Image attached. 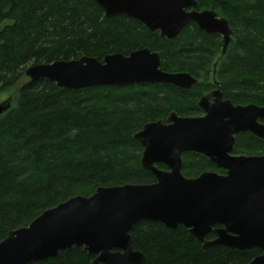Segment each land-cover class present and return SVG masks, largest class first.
<instances>
[{"label":"trees","instance_id":"trees-1","mask_svg":"<svg viewBox=\"0 0 264 264\" xmlns=\"http://www.w3.org/2000/svg\"><path fill=\"white\" fill-rule=\"evenodd\" d=\"M197 1L198 8L227 17L235 30L233 50L217 69L223 91L234 102L264 105V0ZM217 36L190 23L169 39L125 14L107 16L95 0H0V92L16 84L31 59L103 60L143 47L160 53L162 69L201 79L189 90L159 83L66 89L46 78L23 83L11 108L0 114V241L72 196H89L100 186L154 182L134 134L171 111L199 112L201 94L212 87L205 83L220 45ZM254 143L264 140L243 134L236 151L248 153ZM211 169L221 168L202 154L183 155L186 176ZM130 233L145 264H245L264 253L259 247L204 248L183 225L169 228L145 219ZM94 257L74 246L27 264H90Z\"/></svg>","mask_w":264,"mask_h":264},{"label":"water","instance_id":"water-1","mask_svg":"<svg viewBox=\"0 0 264 264\" xmlns=\"http://www.w3.org/2000/svg\"><path fill=\"white\" fill-rule=\"evenodd\" d=\"M107 16L125 14L144 23L152 32L175 39L189 23L209 33H220L222 51L215 60L213 77L228 49L235 44L229 20L211 8L198 10L197 0H95ZM161 55L149 47L129 54L113 52L103 60L90 55L32 64L26 75L49 79L59 87L82 89L95 85L159 83L191 89L201 79L189 71H167ZM221 97L224 92L218 88ZM198 105L202 116H179L149 121L134 134L143 146L142 166L156 180L100 186L89 195L78 194L44 210L28 225L9 231L0 241V264H27L58 255L60 250L82 246L95 255L90 264H145L146 255L135 249L131 229L139 221L180 225L204 248L225 245L264 250V155H232L235 134L250 131L264 139V106L234 104L230 99ZM13 103L0 102V114ZM196 152L227 170H207L196 177L183 171V154ZM162 163L167 169L160 168ZM214 231L216 237L209 239ZM245 264H264V253Z\"/></svg>","mask_w":264,"mask_h":264},{"label":"flooded vegetation","instance_id":"flooded-vegetation-1","mask_svg":"<svg viewBox=\"0 0 264 264\" xmlns=\"http://www.w3.org/2000/svg\"><path fill=\"white\" fill-rule=\"evenodd\" d=\"M198 10H200L201 8H197ZM219 13V12H218ZM219 15L220 16H223V15H221L220 13H219ZM191 23H194V22H191ZM190 24V23H189ZM230 26H231V24H230ZM231 28H232V26H231ZM233 29V28H232ZM234 30V29H233ZM205 31V30H204ZM235 31V30H234ZM207 32V31H206ZM209 33V32H208ZM209 34H212V35H214V34H216V35H218L217 37H218V39H219V42H220V45H219V48L215 51V54H214V57H213V59H212V61H211V66H210V68H211V71H210V74L208 75V80L206 81V83H205V86H208V84L209 83H212V87L211 88H208V89H206V90H204L203 91V93L201 94V96H200V98L202 97V96H204V95H209V98H208V102H210V103H214L217 99H222V100H224V99H230L234 104H242V105H246V104H250V103H237V102H234L230 97H228L226 94H225V92L223 91V89H222V86H221V84L218 86L216 83H215V78L212 76L213 75V68H214V64H215V60L216 59H219L220 58V55L222 54L221 53V51H222V48H223V45H222V35L220 34V33H209ZM233 50V47H230L229 49H228V51H227V53H226V55H225V57H227V55H229V52L230 51H232ZM209 77H210V79H209ZM216 77H217V72H216ZM219 81V80H218ZM220 82V81H219ZM193 87H194V85H193ZM192 87V88H193ZM178 88H180V87H178ZM191 88V89H192ZM218 88L221 90V91H223L224 92V97L223 98H220L221 97V95H220V93L218 92ZM180 89H183V88H180ZM184 90H189V89H184ZM200 98H199V100H200ZM198 100V101H199ZM256 104V103H255ZM197 105H198V103H197ZM259 105V104H258ZM261 106H264V105H261ZM198 108H199V112L198 113H196V114H194V115H180L177 111H175V112H177V114L179 115V116H202V115H205V111L203 110V109H201L200 107H199V105H198ZM173 111H171L169 114H168V116L166 117V120H163L164 122H170L169 120H168V117L170 116V114L172 113ZM162 120V119H161ZM259 120V122H261V123H264V120L263 119H258ZM243 134H250V135H252V136H255V138L257 137V138H259V139H261V140H264L263 138H260V137H258V136H256L255 134H253L252 132H250V131H246V132H240V133H236L235 134V138H236V140H235V144H234V149H233V151L231 152V154L232 155H264V151H262V149L260 148L259 149V151H257V149L256 148H254V147H256V146H258V144L257 143H254V145H252V150L250 151V152H237L236 151V144H237V141H238V138L241 136V135H243ZM185 154V153H184ZM183 154V155H184ZM214 163V162H213ZM218 168H221L220 170H213V171H217V172H219V173H222V174H224V173H226L227 172V170L225 169V168H223V167H221V166H218L216 163H214ZM160 168H163V169H167V166H165L164 164H162V163H158L157 164ZM216 234V233H215Z\"/></svg>","mask_w":264,"mask_h":264},{"label":"rangeland","instance_id":"rangeland-1","mask_svg":"<svg viewBox=\"0 0 264 264\" xmlns=\"http://www.w3.org/2000/svg\"><path fill=\"white\" fill-rule=\"evenodd\" d=\"M235 27V26H234ZM236 29V27H235ZM32 64H34V59L29 60L25 65H23L24 67H21L22 72H24L23 75H20V79L16 82L15 85H13V87L7 89V90H2L0 92V102H2L3 100H5L6 98H8L9 96H12L14 98V95H16L17 89L25 82H27L30 78L26 75V69L31 66ZM196 114V113H194ZM193 113H191L190 115H194ZM257 149V151H259V149L261 148L262 151H264V145H258L256 147H254ZM211 170H218V169H211Z\"/></svg>","mask_w":264,"mask_h":264}]
</instances>
